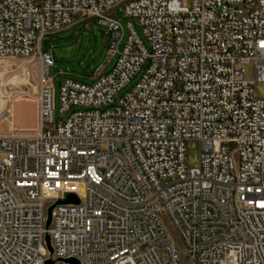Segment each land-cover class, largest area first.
<instances>
[{"label":"built area","instance_id":"2783aa9c","mask_svg":"<svg viewBox=\"0 0 264 264\" xmlns=\"http://www.w3.org/2000/svg\"><path fill=\"white\" fill-rule=\"evenodd\" d=\"M93 19L105 64L61 78L60 113L79 109L54 125L44 37ZM32 55L35 126L0 131V264H184L166 219L193 264H264V0H0V59Z\"/></svg>","mask_w":264,"mask_h":264},{"label":"rangeland","instance_id":"374dc122","mask_svg":"<svg viewBox=\"0 0 264 264\" xmlns=\"http://www.w3.org/2000/svg\"><path fill=\"white\" fill-rule=\"evenodd\" d=\"M121 9V6L118 7L119 11ZM118 13V15H115V18L124 29L123 41L128 35L127 24L132 21L145 46L149 48L147 40L134 20L123 16L120 12ZM108 47L109 31L106 26L98 23L95 19L79 23L59 33L45 35L43 48L51 52L55 62L48 72V75L52 77L53 83L54 125L65 121L73 110L79 109L72 107L64 115L60 113L61 78H69L85 83L91 82L96 70L105 64ZM114 61L115 59H112L103 72L108 71L114 64ZM42 67V63L36 55L14 60L0 59V131H7L8 125H16L18 128L28 129L35 126V96L41 84V76H44ZM244 68L246 77L252 78L254 76L253 67L245 65ZM55 70L56 72L54 73ZM143 71L144 67L121 89L119 95L130 90L138 82ZM253 96L264 98V83L259 82L254 85ZM198 155V141L188 140L185 151L186 166L192 167L196 165ZM165 222L184 264H193L189 261L182 239L167 219Z\"/></svg>","mask_w":264,"mask_h":264},{"label":"water","instance_id":"95a60500","mask_svg":"<svg viewBox=\"0 0 264 264\" xmlns=\"http://www.w3.org/2000/svg\"><path fill=\"white\" fill-rule=\"evenodd\" d=\"M56 72V70L54 71V73ZM78 203L79 202V199L78 197L76 196V194L72 193V192H68V193H65L64 194V197L63 198H59L56 203L50 205L47 209V219H46V225L45 227L48 228L49 224H50V220H51V210L53 208V206L55 204H58V203ZM45 238H46V242H47V246L49 248L50 251H52V247H51V244H50V237L48 234L45 235ZM65 261H67L69 264H81L80 261L76 258H66ZM52 263V260L48 259L45 264H51Z\"/></svg>","mask_w":264,"mask_h":264},{"label":"bare ground","instance_id":"6f19581e","mask_svg":"<svg viewBox=\"0 0 264 264\" xmlns=\"http://www.w3.org/2000/svg\"><path fill=\"white\" fill-rule=\"evenodd\" d=\"M6 62H7V61H6ZM6 62H5V63H6ZM10 62H11V61H10ZM8 63H9V62H8ZM7 65H8V64H7ZM10 65H11V64H10ZM5 67H6V65H5ZM3 68H4V67H3ZM42 69H43V72H42V73H43V75H45L47 69H46L45 66H43ZM3 71H4V70H3ZM7 71H8V70H7ZM10 72H11V71H10Z\"/></svg>","mask_w":264,"mask_h":264},{"label":"crops","instance_id":"0c3cea01","mask_svg":"<svg viewBox=\"0 0 264 264\" xmlns=\"http://www.w3.org/2000/svg\"><path fill=\"white\" fill-rule=\"evenodd\" d=\"M27 127H31V126H27Z\"/></svg>","mask_w":264,"mask_h":264}]
</instances>
